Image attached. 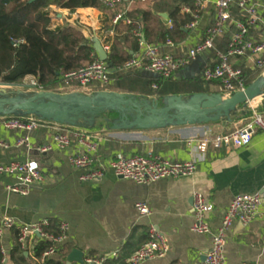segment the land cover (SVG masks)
Listing matches in <instances>:
<instances>
[{
  "label": "crops",
  "instance_id": "crops-1",
  "mask_svg": "<svg viewBox=\"0 0 264 264\" xmlns=\"http://www.w3.org/2000/svg\"><path fill=\"white\" fill-rule=\"evenodd\" d=\"M154 1L156 0L136 4L124 3L120 10L127 14L137 8H149ZM215 1L208 0L204 8H200L199 1L196 3L197 11L201 12L199 24L194 30L184 28L187 36L180 42L173 41L175 48L167 46L166 42L155 44L161 45L165 51L180 54L186 48L184 42L204 38L207 27L214 21ZM94 9L100 8H83L72 14L65 10H56L53 22L69 23L93 43L95 38L101 41L99 32L105 14L109 17L105 32L108 35H114L117 29L125 26L124 23L114 25L113 17L117 11L107 8L103 9L94 26L86 23L83 14ZM164 14L167 15L162 13L161 16L164 17ZM165 20L169 25L168 15ZM89 26L92 29H88ZM251 34L257 39L261 35L256 29H253ZM229 39V33L219 39L216 44L217 50H225ZM101 43L104 48L108 46L110 50L109 44L102 41ZM141 49L140 46L139 52ZM216 62L215 52L208 59L199 57L192 66L183 69L175 77L196 76L201 67L214 65ZM239 66L245 68V79L246 71L256 70L248 68L244 61H241ZM261 75L264 76V70ZM30 78L31 76H28L25 79ZM54 91L61 96H94L101 92L128 95L122 90L98 91L90 86L82 88L78 84H63ZM216 93L222 94L218 83H210L209 92L206 94ZM192 95L179 94L185 100ZM126 97L140 103L156 102H151L145 96ZM164 98L160 97L161 103ZM255 106L264 113V95L237 107L228 117L210 123L174 124L147 130L123 127L119 129L118 126L125 122L121 112L117 109H108L97 113H85L84 118L75 126L61 125L62 128L75 127L98 135L101 138L98 156L104 161L119 152L136 155L152 151L159 156L177 161L197 162V170L191 175L147 184L117 177L110 169L99 180L84 181L82 176L85 171L75 168L70 162L71 150L53 148L47 153L28 151L24 146H17L21 133L6 130L0 120V140L9 145L8 148L0 147V164L32 159L38 163L44 174V181L35 185L26 196L9 192L7 186L13 184L15 179L0 174V220L10 217L16 223L15 227L6 229L0 237V247L5 252V264H46L49 261L79 264L77 261L68 260L74 249H79L83 253V262L89 257L98 258L117 252V257L108 259L104 264H130L129 257L147 241L149 226L152 223L167 237L169 251L163 258L147 260L142 264H201L212 246V234H197L191 230L194 221L193 194L196 191L201 192L213 204L214 209L209 214V225L213 232L216 231L235 196L254 194L262 191L264 187V131L257 130L247 146L215 148L210 145L203 155L197 150L196 144L206 135L223 134L241 127L250 120L251 108ZM133 119L134 115H131L126 121L130 122ZM58 127L59 125L51 124L34 131L31 135L32 145L41 147L51 143ZM191 140L193 141L190 142ZM139 202L149 205L152 210L150 216L139 213L136 208ZM43 221L50 223L48 229L54 234L59 233L61 223L68 224L66 238L59 245L57 252L48 257H45L44 253L41 256L37 254L39 243L47 241L39 235L30 237L26 248H22L18 241L22 225ZM21 255L24 258H21ZM225 255L226 264H264V203L258 216L251 223L245 225L236 221L232 224L227 232Z\"/></svg>",
  "mask_w": 264,
  "mask_h": 264
},
{
  "label": "built area",
  "instance_id": "built-area-1",
  "mask_svg": "<svg viewBox=\"0 0 264 264\" xmlns=\"http://www.w3.org/2000/svg\"><path fill=\"white\" fill-rule=\"evenodd\" d=\"M146 1L101 0L107 9L117 11L113 17L114 25L134 24L133 19L127 17L124 10H120L122 4H136ZM207 3L208 0H199L200 8L206 7ZM214 6V21L207 27L205 37L184 42L186 48L180 54L165 51L161 45L145 42L142 33L135 30V35L139 38L142 49L137 55L125 62L123 67L170 78L190 67L199 57L208 59L215 52L217 62L205 67L202 71V78L207 82L218 83L224 97H230L235 92L244 90L246 88L245 68L239 66L240 62H246L248 68L264 70V0H216ZM183 11L185 13L191 12L190 8L187 7H184ZM199 20L200 15L195 14V20L188 23L185 29L194 30L198 26ZM168 23L171 25L170 20ZM253 29L261 33L259 39L252 36L251 31ZM227 33L230 34L227 47L223 51L217 50L218 40ZM166 45L176 47L172 40H167ZM105 50H109V47H105ZM110 74L111 69L107 62L98 58L77 71L65 73L62 80L64 84H78L82 88H88L93 84L109 83ZM25 80L31 81V84L25 86V90L46 91L43 86L37 83L34 76ZM251 111L250 120L241 127L223 134L206 135L200 139L196 144L199 153L201 155L206 153L210 145L215 148L223 146L239 148L249 145L257 130L264 131V115L259 111L258 106L252 107ZM0 120L6 130L21 133L17 146H24L28 151L35 150L39 153H47L53 148L62 151L71 150L70 162L75 168L85 171L82 176L84 181L99 180L108 169L112 170L117 177L129 179L139 184L191 175L197 170L195 160L177 161L159 156L152 151L136 155L119 152L114 157L104 161L98 156L101 138L86 130L75 127L62 128V124L36 115H0ZM51 124L59 125L51 143L34 147L31 143L32 133ZM0 147L8 148L9 145L0 140ZM0 174L13 177L15 181L7 186V190L23 196L28 195L35 185L44 181V174L38 163L32 159L0 164ZM193 200L194 221L191 230L197 234H212V246L205 254V259L201 264H226L227 232L234 222L239 221L246 225L258 216L264 203V187L262 191L254 194L235 196L226 209L219 228L214 232L209 225V214L214 209L213 204L198 191L193 194ZM136 208L144 216H150L152 213L151 208L145 202L137 203ZM15 226L16 223L12 218L4 217L0 220V237L6 229H12ZM49 226L48 221L22 225L18 237L19 245L26 248L30 237L39 235L49 242L44 256L48 257L55 254L59 245L66 238L68 224L61 223L57 234L50 232ZM1 251L5 256L4 250L1 249ZM168 251L167 237L152 223L149 226L147 241L129 257L128 261L130 264H142L147 260L163 258ZM117 256L118 253L113 252L98 258L89 257L85 259L84 263L104 264L108 259Z\"/></svg>",
  "mask_w": 264,
  "mask_h": 264
},
{
  "label": "trees",
  "instance_id": "trees-1",
  "mask_svg": "<svg viewBox=\"0 0 264 264\" xmlns=\"http://www.w3.org/2000/svg\"><path fill=\"white\" fill-rule=\"evenodd\" d=\"M198 1L156 0L149 8H137L127 13L134 24L117 29L114 35L105 33L109 17L104 15L99 35L104 44L110 45L106 62L116 90H137L144 96L155 92L159 97L209 92V84L216 82L202 78L205 67H201L196 76L170 78L123 67L139 53L140 43L135 30L141 31L149 43L184 40L187 36L185 26L195 20V14L201 13L197 11ZM184 6H189L191 12H183ZM83 8L106 9L101 0H0V82L16 84L34 76L45 90L54 91L64 84L65 73L77 71L98 59L94 43L79 29L67 22H53L56 10L72 14ZM162 13H167L171 25H167ZM262 72V69L246 71L245 86H250ZM21 115L14 113V116ZM48 246V241H41L37 254L41 256ZM21 258L24 257L21 255ZM0 264H5L1 247ZM46 264L60 263L49 261Z\"/></svg>",
  "mask_w": 264,
  "mask_h": 264
},
{
  "label": "water",
  "instance_id": "water-1",
  "mask_svg": "<svg viewBox=\"0 0 264 264\" xmlns=\"http://www.w3.org/2000/svg\"><path fill=\"white\" fill-rule=\"evenodd\" d=\"M167 18V15L164 14ZM94 49L100 60L106 61L108 53L101 41L94 39ZM264 95V76L254 81L244 90L230 97L220 93L193 94L185 100L179 95L165 97L163 102L140 103L121 93L101 92L94 96L59 95L56 91L34 92L30 97H9L0 92V115L22 113L36 115L59 124L76 125L84 114L117 109L125 122L118 126L124 129L147 130L164 128L168 125H195L210 123L228 117L232 111ZM131 115L134 119L127 122ZM205 259V258H204ZM69 261L83 262V253L74 249L68 256Z\"/></svg>",
  "mask_w": 264,
  "mask_h": 264
},
{
  "label": "rangeland",
  "instance_id": "rangeland-1",
  "mask_svg": "<svg viewBox=\"0 0 264 264\" xmlns=\"http://www.w3.org/2000/svg\"><path fill=\"white\" fill-rule=\"evenodd\" d=\"M102 12H103V9L89 10L87 13L83 14V19H84V21H86V23H90L94 26L95 23L98 22V19L100 18ZM98 15H99V17L97 18ZM77 26L80 27V25H77ZM88 29H92V27L89 26ZM88 29L86 28V30H88ZM259 76L260 77H258L257 79L262 77L261 74ZM28 84H31V81L25 80V79H24V81H22L20 83H16V84H6V83L0 82V92H2L5 96H9V97H16V96H21L23 98L30 97L34 93V91L33 90H30V91L25 90V86ZM112 85H113V83L109 82L107 84H93L90 87L93 88L94 90H98V91L116 90ZM125 90H127V91L123 90V92H126L128 94L126 96H133L134 98H140V96L144 97V94L141 93L140 91H137V90L131 91L128 89H125ZM152 93H153V95L145 96V98H148L151 102L152 101L157 102L158 98H159L158 102L161 104L160 97L155 95V92H152ZM9 115L12 116L14 114L11 113Z\"/></svg>",
  "mask_w": 264,
  "mask_h": 264
},
{
  "label": "bare ground",
  "instance_id": "bare-ground-1",
  "mask_svg": "<svg viewBox=\"0 0 264 264\" xmlns=\"http://www.w3.org/2000/svg\"><path fill=\"white\" fill-rule=\"evenodd\" d=\"M255 101V100H254Z\"/></svg>",
  "mask_w": 264,
  "mask_h": 264
}]
</instances>
